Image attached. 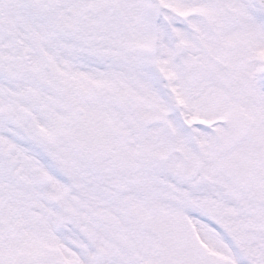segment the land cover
<instances>
[{
  "label": "snow or ice",
  "instance_id": "obj_1",
  "mask_svg": "<svg viewBox=\"0 0 264 264\" xmlns=\"http://www.w3.org/2000/svg\"><path fill=\"white\" fill-rule=\"evenodd\" d=\"M0 264H264V0H0Z\"/></svg>",
  "mask_w": 264,
  "mask_h": 264
}]
</instances>
